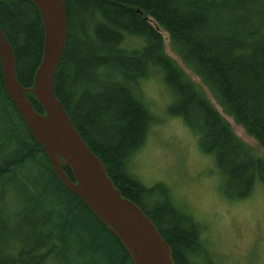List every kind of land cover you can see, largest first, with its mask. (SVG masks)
<instances>
[{"label":"trees","instance_id":"16d2710c","mask_svg":"<svg viewBox=\"0 0 264 264\" xmlns=\"http://www.w3.org/2000/svg\"><path fill=\"white\" fill-rule=\"evenodd\" d=\"M69 37L55 91L82 138L105 164L122 195L155 223L176 264L208 257L200 228L168 187H147L128 159L156 121L139 96V80L161 71L173 117L200 135L215 155L225 193L244 200L264 186V158L233 132L204 92L165 52L172 50L223 111L264 149V0H64ZM0 26L17 59L22 86L33 85L44 45L37 7L0 3ZM128 38L141 40L123 49ZM36 110H44L29 96ZM74 181L71 169L65 168ZM148 201L151 205L148 204ZM202 245V247H201ZM0 264H133L117 239L58 179L7 95L0 62Z\"/></svg>","mask_w":264,"mask_h":264},{"label":"rangeland","instance_id":"374dc122","mask_svg":"<svg viewBox=\"0 0 264 264\" xmlns=\"http://www.w3.org/2000/svg\"><path fill=\"white\" fill-rule=\"evenodd\" d=\"M151 23L163 37L166 54L204 92L236 136L264 158V149L223 111L201 79L172 50L169 34ZM140 42L128 38L123 49L138 48ZM139 96L156 121L144 145L128 159V172L149 188L168 187L178 208L198 223L199 243L208 256L196 259L199 264H264V186L257 184L244 200L226 195L225 176L215 155L203 153L200 135L182 118L170 115L174 98L161 71L151 69L139 80Z\"/></svg>","mask_w":264,"mask_h":264},{"label":"water","instance_id":"95a60500","mask_svg":"<svg viewBox=\"0 0 264 264\" xmlns=\"http://www.w3.org/2000/svg\"><path fill=\"white\" fill-rule=\"evenodd\" d=\"M17 1H27L37 7L44 29L41 62L33 85L26 88L19 82L14 50L0 26L3 84L32 137L58 179L119 239L133 264H176L171 246L155 223L115 186L104 162L92 152L56 95L55 75L69 37L65 1ZM30 95L43 108V114L36 110ZM65 168L71 169L74 181Z\"/></svg>","mask_w":264,"mask_h":264}]
</instances>
